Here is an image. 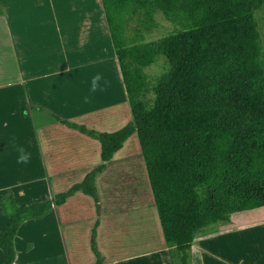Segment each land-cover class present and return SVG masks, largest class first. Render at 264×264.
<instances>
[{
    "label": "trees",
    "instance_id": "obj_1",
    "mask_svg": "<svg viewBox=\"0 0 264 264\" xmlns=\"http://www.w3.org/2000/svg\"><path fill=\"white\" fill-rule=\"evenodd\" d=\"M101 2L131 119L107 133L49 113L97 141L101 164L51 199L18 205L12 191L5 192L2 264L14 263V239L25 221L47 216L76 193L92 199L98 211L94 178L133 134L171 264H188L195 230L264 208V60L255 16L264 0ZM156 13L180 30L127 45L128 19L138 15L150 23ZM158 58L167 66L151 84L143 69ZM29 108L39 109L27 105L21 114L28 116ZM99 224L97 218L88 240L92 264H112L97 246Z\"/></svg>",
    "mask_w": 264,
    "mask_h": 264
},
{
    "label": "crops",
    "instance_id": "obj_2",
    "mask_svg": "<svg viewBox=\"0 0 264 264\" xmlns=\"http://www.w3.org/2000/svg\"><path fill=\"white\" fill-rule=\"evenodd\" d=\"M101 4L100 1V8L96 9L92 0H81L78 9L74 6L72 9L67 6L65 0H41L40 5H36L35 0H0V41L4 39L7 43L8 57L12 62L11 69L4 73L0 71V198L6 191L11 190L16 203L21 205L17 200L22 192L17 190V187L25 182L28 192H37L38 189L47 190L46 193L51 192L49 187L54 181L52 179L73 172L74 164L83 159L86 143L75 146L71 140H64L63 147L53 149V136L60 137L62 131L53 132L50 125H64L54 120L49 113L78 121L84 116L98 112L107 105H104L105 102L112 100L111 95L115 93L118 101L127 100ZM0 54H3V51H0ZM105 65L110 68L102 70ZM98 73L110 82V92H106L105 96H102L101 92L99 95L90 93L91 79ZM113 79L117 90H113ZM87 95L90 97V103H84V97ZM27 105L39 109L29 108L28 116H23L21 111ZM45 116L53 122L47 124ZM12 137L31 153L29 163L16 162L18 153L10 143ZM54 162L56 164H50ZM57 163L60 164L57 166ZM57 208L53 206L52 211L41 219L28 221L41 223L37 235L44 243L42 248L46 253L52 256L51 248L54 245L59 258L69 264L66 242L73 244L76 241L81 242L82 239L79 238L78 228L73 223L77 217L63 213L61 221L56 212ZM28 221L22 224L14 239L16 257L13 264L34 262L28 261L33 243L26 245L27 257L20 255L16 248L19 234ZM7 222L8 218L4 222L0 215V229L3 228L1 225ZM64 222L69 225L67 229L61 226ZM230 222L231 219L195 230L188 264H258L259 261H264L254 250L248 252L251 253L248 256L247 252H225L231 241L247 242L246 234L239 236V232L233 239L232 235L226 234L229 232ZM255 242L264 247L263 239ZM21 248L24 249L25 245ZM162 249L165 250L110 262L171 264L167 249Z\"/></svg>",
    "mask_w": 264,
    "mask_h": 264
},
{
    "label": "rangeland",
    "instance_id": "obj_3",
    "mask_svg": "<svg viewBox=\"0 0 264 264\" xmlns=\"http://www.w3.org/2000/svg\"><path fill=\"white\" fill-rule=\"evenodd\" d=\"M65 1L67 6L69 5L72 9L74 7L78 9L81 0ZM100 1L92 0V4L97 7L96 9L100 8ZM101 9L104 11L102 4ZM255 16L258 23L262 58L264 60V6L256 12ZM178 30H180V27L166 21L161 13L154 14L153 21L150 23L142 22L141 17L138 15L133 16L128 19L125 26L126 44L130 46L155 41ZM6 44L4 39L0 41V51H3V54H0L1 73L12 67L11 58L8 57L7 53L9 48ZM166 66V61L163 58H158L154 64L144 68L143 73L147 81L153 84L156 78L165 70ZM105 68L110 67L105 65L101 69L104 70ZM117 68H119L118 65ZM113 72L115 73L114 70ZM115 76L117 77V73H115ZM115 86V79H113V90L115 88L117 90V86ZM109 88L106 91H97L96 93L99 95L101 92L102 96H105L106 92H110ZM119 91L122 93L120 89ZM115 94L111 95L112 100L105 102L104 105H107H103L104 107L94 115L84 116L81 120L75 122L97 132L111 133L121 129L130 121L131 111L127 100L118 101L119 98H116ZM45 119L47 124L53 122L52 119L46 116ZM50 127H53V132H56V130L62 131L60 137L57 135L53 136L55 143L53 149L56 150L63 147L65 145L64 140H71L75 146L86 143L83 159L74 164L75 170L73 172L68 173L64 177L52 179L54 181L49 187L51 192L48 191L46 193L47 190L43 189H38L37 192H28L27 183L20 184L17 190L21 191L22 194L18 195L20 198L17 200L18 203L29 204L39 202L45 200L47 198L45 196L53 197L57 193L64 192L73 184L79 183L86 173L101 164L97 141L58 124L50 125ZM59 164L57 163V166ZM94 185L99 199L98 211L95 210L92 199L81 193L71 196L64 205L58 207L56 210L59 219H61L63 213L71 217H77L73 223L78 228L77 233L82 241H76L73 244L71 242L68 243V241L66 242L69 253V264H92V258L88 250V240L91 228L97 218L100 221L96 237L97 246L102 256L109 263L118 259L165 250L162 249L164 248L162 231L136 134H133L125 142L122 149L116 152L113 158L106 163L104 170L95 176ZM0 215L4 218V222H6L7 217L1 208ZM54 216L56 217V214ZM230 219L232 222H230L228 227L229 232L226 234L232 235V239L238 236L239 232V236L246 234L245 239L247 242L241 241L242 243H239L231 241L226 246L225 252H247L248 256L251 254L248 252L254 250L261 259L264 258L263 245L255 242L256 240H260V238L261 241L262 239L264 240V208L237 216L232 215ZM61 221L63 220L61 219ZM38 222L28 221L26 227L20 232L16 245L20 255L27 257L26 254L28 252L25 253L26 245L33 243L32 254L28 261L33 260L34 262L30 264H66V262L62 261L63 259L59 258V253L54 245L51 248L52 256L47 254L45 249L42 248L44 243H42L41 238L37 235L41 224ZM233 223L235 226H233ZM4 224L6 225V223ZM4 224L1 226L4 227ZM62 225L66 229L69 227L66 222L62 223ZM22 245H25L24 249L21 248ZM2 258L0 251V264L2 263ZM258 264H264V261H259Z\"/></svg>",
    "mask_w": 264,
    "mask_h": 264
},
{
    "label": "clouds",
    "instance_id": "obj_4",
    "mask_svg": "<svg viewBox=\"0 0 264 264\" xmlns=\"http://www.w3.org/2000/svg\"><path fill=\"white\" fill-rule=\"evenodd\" d=\"M108 87H110V82L104 80L103 76L98 73L95 76H93L91 79L90 93H96L97 91H106ZM84 103H90V97L88 96L84 97ZM10 143L15 149V151L18 153L16 162L18 164L29 163L31 160V153L28 152L23 146L19 145L15 137L11 138Z\"/></svg>",
    "mask_w": 264,
    "mask_h": 264
}]
</instances>
